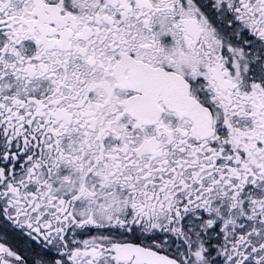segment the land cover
<instances>
[{
	"label": "snow or ice",
	"instance_id": "1",
	"mask_svg": "<svg viewBox=\"0 0 264 264\" xmlns=\"http://www.w3.org/2000/svg\"><path fill=\"white\" fill-rule=\"evenodd\" d=\"M0 264H264V0H0Z\"/></svg>",
	"mask_w": 264,
	"mask_h": 264
}]
</instances>
